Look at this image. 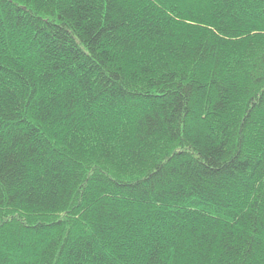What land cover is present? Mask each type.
<instances>
[{
  "label": "trees",
  "instance_id": "16d2710c",
  "mask_svg": "<svg viewBox=\"0 0 264 264\" xmlns=\"http://www.w3.org/2000/svg\"><path fill=\"white\" fill-rule=\"evenodd\" d=\"M0 264H264V0H0Z\"/></svg>",
  "mask_w": 264,
  "mask_h": 264
}]
</instances>
